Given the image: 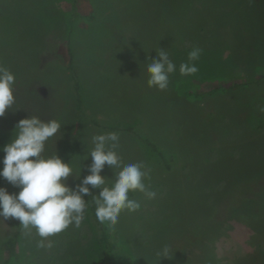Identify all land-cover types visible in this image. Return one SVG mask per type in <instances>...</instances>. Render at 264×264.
Here are the masks:
<instances>
[{
	"label": "rangeland",
	"instance_id": "374dc122",
	"mask_svg": "<svg viewBox=\"0 0 264 264\" xmlns=\"http://www.w3.org/2000/svg\"><path fill=\"white\" fill-rule=\"evenodd\" d=\"M78 1L70 28L66 0H0V65L16 78L0 117V171L16 125L36 115L61 123L43 155L70 163L73 190L90 174L92 137L118 132L123 164L150 167L144 183L157 195L130 191L141 207L106 223L107 242L88 204L81 227L49 237L51 249L0 217V264H264V0ZM193 46L199 70L182 76ZM158 48L176 66L163 91L147 85ZM116 171L105 164V186ZM0 187L16 188L2 176ZM18 231L16 261L5 242Z\"/></svg>",
	"mask_w": 264,
	"mask_h": 264
},
{
	"label": "clouds",
	"instance_id": "9594fccd",
	"mask_svg": "<svg viewBox=\"0 0 264 264\" xmlns=\"http://www.w3.org/2000/svg\"><path fill=\"white\" fill-rule=\"evenodd\" d=\"M201 53V48L192 47L187 62L179 66L182 76L198 72L194 61L199 59ZM157 57L147 65V85L163 91L167 89L169 75L176 71V66L167 50L158 48ZM15 79V74L9 68L0 65V117L15 104ZM60 129L61 123L58 120L44 121L32 115L18 122L15 138L3 148L6 155L0 176L20 191L18 194H9L5 188L0 187V217L3 220H19L25 236H31L35 229L36 235L40 237L36 243L37 248L51 249L53 241L49 237L73 224L76 228L81 227L87 207L83 197L92 195L89 185L102 189L98 196H92V202L98 222L107 223L110 229H114L122 211L131 213L140 209V203L129 198L130 191H139L147 199H154L157 195L150 190V185L144 183L145 179L151 178L150 167L143 161L123 164L116 151L119 148L118 132L92 137L94 147L90 151V174L76 185L75 190L67 186L69 176L73 175L70 163H65L56 153L47 157L43 155L46 141ZM105 164L119 170L115 172L110 187L105 186L106 180L100 175ZM169 251V247L165 246L157 255L169 258Z\"/></svg>",
	"mask_w": 264,
	"mask_h": 264
},
{
	"label": "trees",
	"instance_id": "16d2710c",
	"mask_svg": "<svg viewBox=\"0 0 264 264\" xmlns=\"http://www.w3.org/2000/svg\"><path fill=\"white\" fill-rule=\"evenodd\" d=\"M66 1H68L69 4H70L69 26H70V28H72L74 26V24L76 23L77 19L81 16L80 15V12H79V1L78 0H66ZM69 69H70L72 75L74 76V78L76 79L75 72H74L71 64H70ZM236 87L237 86H231L229 89H234ZM75 89H76V91L79 89L78 83L76 84ZM79 97H80V95L78 94V98ZM77 111H78V113L80 115L83 112V106H82V102H81L80 99L78 100V103H77ZM94 123L96 125H98L96 122H94ZM123 130L124 131H131V129H129V128L128 129H123ZM143 141L148 146H150L153 149L154 152L158 153L161 158L165 159V155L158 149V147L154 143H152L148 139H144ZM85 176H87V175H84V177ZM89 189H90V187H89ZM19 190L20 189L16 187L14 189L7 190V191H8L9 194H12V193L17 192ZM90 192L92 193L91 189H90ZM92 196L93 195H85L84 196V199H85V201L87 202V204L89 206V210H90V212L92 214V217L94 219V222L96 223V225L100 229V232L102 234L103 240L107 242V241H109V239H108L107 226H106V223L101 224L100 222H98V220L96 218V215H95V205L92 202ZM19 236H20V231H18L15 236L11 237L10 239H8L5 242V249L7 251L8 258L15 259L16 261H18V257H19L18 254H17V243H18Z\"/></svg>",
	"mask_w": 264,
	"mask_h": 264
}]
</instances>
